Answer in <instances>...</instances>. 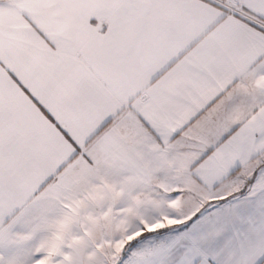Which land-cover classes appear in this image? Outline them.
Listing matches in <instances>:
<instances>
[{"label":"snow or ice","instance_id":"snow-or-ice-1","mask_svg":"<svg viewBox=\"0 0 264 264\" xmlns=\"http://www.w3.org/2000/svg\"><path fill=\"white\" fill-rule=\"evenodd\" d=\"M0 264H264V0H0Z\"/></svg>","mask_w":264,"mask_h":264}]
</instances>
